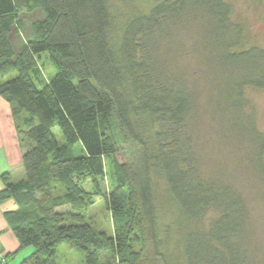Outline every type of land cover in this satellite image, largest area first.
Masks as SVG:
<instances>
[{
	"label": "trees",
	"instance_id": "16d2710c",
	"mask_svg": "<svg viewBox=\"0 0 264 264\" xmlns=\"http://www.w3.org/2000/svg\"><path fill=\"white\" fill-rule=\"evenodd\" d=\"M116 4L0 0V96L17 119L20 138L30 143L22 157L25 177L2 175L6 187L0 190V203L13 198L18 205L7 215L19 250L33 247L18 264H60L56 248L63 242L83 248L84 264H246L237 242L247 215L244 197L202 172L190 126L193 91L172 76L158 46L197 10L215 20V31H236L230 3L123 0L132 7L120 16ZM38 9L44 18L32 23L34 37L17 53L10 34L19 28V14ZM223 37L221 63L258 60L264 66L263 49L233 50ZM43 55L56 70L37 81ZM13 70L17 75L3 81ZM246 83L264 86V68L237 88ZM241 95L229 99L236 110ZM248 133L264 173V134L256 128ZM108 175L107 193L95 194L111 212L112 236L96 231L85 214L93 193L84 181L93 179L97 187ZM210 212L216 214L206 228ZM101 251L111 259L103 261Z\"/></svg>",
	"mask_w": 264,
	"mask_h": 264
},
{
	"label": "rangeland",
	"instance_id": "374dc122",
	"mask_svg": "<svg viewBox=\"0 0 264 264\" xmlns=\"http://www.w3.org/2000/svg\"><path fill=\"white\" fill-rule=\"evenodd\" d=\"M226 1L233 9L231 21L236 31L232 29L226 33L215 31L212 29L216 24L215 20L209 19L205 13L197 10L181 19L180 30L164 38L158 46L162 48L161 52L167 58L169 69L173 72L172 76L193 91L195 107L190 118V126L195 136L202 172L230 183L244 197L247 215L237 242L245 262L264 264V173L257 169L255 161L257 145L252 135L248 133L250 128H256L264 134V86L246 83L242 90H239L240 86L237 88V84L259 76L264 66L262 61L258 60L221 63L218 59L222 52L218 38L224 35L227 45L231 46V42L234 43L231 47L233 50L250 48L264 50V0ZM131 7L125 6L123 0H117L115 13L118 16L121 13L125 15ZM19 18L21 19L19 28L10 34L16 52L22 51L26 43L34 37L31 23L43 19L44 14L39 9L32 12L22 11ZM23 28L27 30L26 34ZM37 67L41 75L36 74L34 76L36 80L47 79L56 70L46 55L39 59ZM16 75L17 71L13 70L2 80L7 81ZM239 93H242L243 104L236 110L229 99L233 96L238 99ZM52 131L59 142H64L59 127H54ZM74 154L77 156L83 154L81 143L75 145ZM98 182L99 185L96 187L93 179L84 181V185L93 193L90 194L93 204L85 209V214L87 221L96 231H104L112 236L114 227L111 212L106 206L104 196L95 194L99 190L107 193L110 188L109 175L106 179H98ZM163 188V184L160 183L158 187L160 198L165 202L162 196ZM215 214L210 212L204 219L206 228ZM32 251L33 247L30 246L19 255L17 251L10 253H16L10 258L3 255V263L0 264H18ZM174 251L176 258L181 259L180 251L175 248ZM56 254L60 264H84L83 248L71 242L58 245ZM110 256L111 253L100 252L103 261L111 259Z\"/></svg>",
	"mask_w": 264,
	"mask_h": 264
},
{
	"label": "crops",
	"instance_id": "0c3cea01",
	"mask_svg": "<svg viewBox=\"0 0 264 264\" xmlns=\"http://www.w3.org/2000/svg\"><path fill=\"white\" fill-rule=\"evenodd\" d=\"M26 32L25 29L24 33L26 34ZM29 146L30 143L24 142L18 134L17 119L13 116L9 103L0 96V190L6 187V181L2 175L8 174L12 181H19L25 177L22 157ZM17 208L18 205L13 198L0 203L1 263H3V255H8L20 249V242L9 224L7 215ZM23 250H19L17 255L22 253Z\"/></svg>",
	"mask_w": 264,
	"mask_h": 264
}]
</instances>
